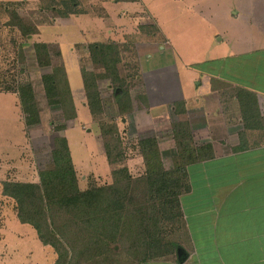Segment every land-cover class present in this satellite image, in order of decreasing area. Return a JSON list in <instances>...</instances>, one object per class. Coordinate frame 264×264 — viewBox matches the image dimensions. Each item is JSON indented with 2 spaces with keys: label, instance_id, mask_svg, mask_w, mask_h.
I'll return each mask as SVG.
<instances>
[{
  "label": "rangeland",
  "instance_id": "1",
  "mask_svg": "<svg viewBox=\"0 0 264 264\" xmlns=\"http://www.w3.org/2000/svg\"><path fill=\"white\" fill-rule=\"evenodd\" d=\"M118 1H129L126 2V8L139 9V12L134 11L128 13L129 15L119 12L122 18L112 25L102 26L101 23L93 22H101L97 17L107 14L108 10L104 6L107 7L109 2L112 4ZM49 2L50 0H0V88L6 84L31 82L41 116V124L31 131L45 136L40 143L36 142L47 151L46 154L41 152L42 154L36 157L32 150L25 148L21 153L22 163H15L7 168V172H25L27 177L21 174L14 177L18 180H37L36 172L51 163L50 148L53 146V138L57 133L62 134L54 128L59 125H65L67 128L64 133L71 143L79 175L77 177L82 187L92 182L107 184L111 179L112 166L108 163L102 144L103 138L106 144L104 134L108 136L110 157L113 160L120 159L122 155L124 158L128 157L124 162L130 175L139 174L142 171V160L134 151L136 143L150 136L156 137L158 141L170 138L172 123L178 121V118L188 117L187 113L183 116L180 111H175L173 102L159 106H152L150 103L147 108L143 107V95H148L151 91L157 95L162 92L159 85L163 87L170 84L173 78L172 71L166 72L167 66H163L169 63L168 58L171 56L163 50L162 53L155 51L154 48L165 45L168 40L167 43L175 54L177 52L183 63H186L185 67L196 69L206 66V61L215 55H222L219 48H223L226 55H229L233 50L243 49L244 46L247 50L253 48V44H264V0H77L75 9L80 13L69 14V17L87 16L88 18L84 17L86 23L80 26L72 23V20L64 19L50 8H45ZM6 5L16 11L18 19L4 10ZM229 7L236 9L237 17L227 15ZM150 13L162 23V37L155 22L148 18ZM20 18L25 25L28 22L33 23L35 32L29 36L22 35L17 28ZM88 19L92 22L88 23ZM260 22L262 27L254 24ZM212 29L216 30V33L221 30V34L217 33L215 37L211 33L209 36ZM221 36L222 40L218 41ZM110 41L119 46L120 61L116 65L122 85H119V82L113 83L111 78L104 76L110 70H107L103 63L94 62L87 47L93 42ZM252 41L255 43L252 44ZM35 42H45L49 45L52 53L50 65H38L33 48ZM253 52L251 55L256 59V63L263 64L264 51L261 54ZM61 64L66 67L72 88L77 89H74L73 97L78 108L76 119L67 120L60 105H49L45 97L41 76L52 72L53 66ZM158 64L162 65V72L157 69ZM181 66L176 65L179 76L181 74L183 83H186L189 81V70ZM59 85L62 86L59 93H63L64 83L60 81ZM120 86L130 95L133 106L131 111H119L115 91L120 89ZM95 88L99 93L101 108L92 117L87 108L85 91ZM171 88L165 87L164 90L171 95H177V89L174 87V93ZM229 92L234 93L230 88ZM1 94L2 92L0 145L6 146V153L18 156L19 148H22V143L24 145L26 140L27 129L23 123L25 114L22 111V119L19 105L15 103L16 96L12 98L10 95ZM158 99L157 95L156 100ZM163 100L165 99L162 98ZM195 111L197 112L191 110L189 115L195 116ZM9 138H15L17 142L22 139L21 146L20 143L17 144V151H14V145L9 149L10 144L5 141ZM193 141L195 144L201 142ZM170 153L175 155V149L163 154V164L167 169L172 167ZM180 216L175 215L168 219L166 214L162 213V218H159L156 234L159 235L160 242L157 247L163 254L156 259L176 258L178 255L177 249H181L184 239V226ZM131 241L133 242L132 239L125 240L115 252L108 253L109 256L105 255L106 257H99V262L95 264H135L137 260L135 250L130 246ZM59 247L61 249V246ZM183 255L181 249L178 257L183 258ZM57 258L54 247L43 244L32 226L19 221L15 202L2 194L0 181V264H53Z\"/></svg>",
  "mask_w": 264,
  "mask_h": 264
},
{
  "label": "trees",
  "instance_id": "2",
  "mask_svg": "<svg viewBox=\"0 0 264 264\" xmlns=\"http://www.w3.org/2000/svg\"><path fill=\"white\" fill-rule=\"evenodd\" d=\"M76 4L77 0H50L45 8L67 17L80 13L75 9ZM4 10L19 18L8 5ZM17 24L22 35L29 36L35 32L31 22L25 25L20 18ZM87 47L91 59L103 63L110 70L104 76L122 85L116 65L120 61L118 44L111 41L93 42ZM33 48L39 66L51 64L52 53L47 43L35 42ZM41 79L47 103L60 105L67 120L76 118L64 65L53 66L52 72L42 74ZM60 81L64 83L63 93H59V88H62ZM0 91L17 94L27 128L40 124V111L30 81L6 84ZM85 94L90 115L94 117L101 108L98 90L88 89ZM235 95L240 102L244 123L247 124L250 117L259 114L256 97L242 88H236ZM115 99L120 112L133 108L130 95L123 87L115 91ZM174 105L175 111L184 113L183 102H175ZM54 128L62 132L66 127L59 125ZM171 133L176 147L172 167H164L158 139L145 137L136 143L134 150L142 158V171L132 176L125 163L128 157L122 155L116 160L110 157L108 136L102 132L106 138L105 144L102 137L104 152L112 166V180L107 184L88 183L84 188L79 186L67 139L58 134L53 138L50 150L51 163L38 171V181H2V194L15 202L19 221L32 226L43 244L54 247L58 258L53 264H95L99 262V257L109 256L108 253L115 252L125 240L131 239L133 242L130 246L135 250L137 260L135 264L162 257L163 253L157 247L160 242L156 234L159 218H162V213L168 219L181 215L179 196L189 190L187 166L214 155L211 143H194L186 119L173 122Z\"/></svg>",
  "mask_w": 264,
  "mask_h": 264
},
{
  "label": "crops",
  "instance_id": "3",
  "mask_svg": "<svg viewBox=\"0 0 264 264\" xmlns=\"http://www.w3.org/2000/svg\"><path fill=\"white\" fill-rule=\"evenodd\" d=\"M126 2L129 1H118L112 4L109 2L107 7L104 6L108 10L106 11L107 14L97 17L101 22L96 20L93 22L101 23L102 26L112 25L113 22L117 23L122 18L119 12L124 15L134 11L139 12V9L126 8ZM230 14L237 17L235 16L237 14L236 9L229 7L227 15L230 16ZM84 17L87 16L71 15L70 17H64V19L72 20V23H77L80 26L84 22L86 23ZM148 18L155 22L162 37V23L158 19L156 20L151 13L148 14ZM90 22L92 21L88 19V23ZM254 24L261 26V22L260 24ZM212 31L213 29L209 36L211 33L215 37L217 33L221 34V30L217 33L216 30ZM103 32L102 29L101 33ZM217 40L221 41L222 36ZM166 43L163 46L158 45L154 49L158 52L163 50L165 54L171 56V58H168L169 63L167 62L163 66H167H165L166 72L171 73L172 71L173 78L170 80V84L163 87L159 85L162 92L157 95L161 101L156 100L157 95H154L151 91L153 96L151 93L144 95L146 106L143 107L147 108L150 103L152 106L155 104L159 106L168 102H171V104L172 102H183L184 113H187L188 117L178 119H187L193 140L201 141L199 144L211 143L214 155L212 158L194 162L187 166L189 190L179 196L180 217L184 226V239L181 242L183 258L177 255L176 258L151 259L138 264H264V63L257 64L256 59H253L254 57L251 55V53H254L253 51L261 54L264 51V44L255 46L257 44L254 45L255 42L252 41L253 48L245 50L244 46L243 49L233 50L229 55H226L223 48H219V53L223 54L215 55L206 61V66L188 69L179 54L177 52L175 54L172 47ZM177 64L189 70L187 77L191 82L183 83L181 74L179 76V70H177L178 67H176ZM161 66L158 64L156 67L162 72ZM78 70L80 72V69ZM198 76L201 81H197ZM67 77L70 84L68 74ZM185 84L188 86L186 87ZM165 87H172V91L175 87L178 91L177 95L167 93L164 90ZM70 88L74 97L77 89L74 88V91L71 84ZM80 88L82 89V87ZM229 88L234 93L230 94ZM236 88L246 89L256 97L259 114L250 117L247 124L244 123L240 102L235 95ZM176 89L173 91L174 93ZM0 92H2L1 95H10L12 98H14L13 96L17 97V94L13 91ZM162 98L165 100L162 101ZM15 103L19 105L20 117L23 119L18 97L17 102L15 99ZM75 109L77 117L78 108L76 104ZM191 110H197L195 116L189 115ZM33 128L35 127L27 128L25 126L27 130L24 145L21 142L22 139H20V142H17L15 138L5 140L7 144H10L9 149L14 145V151H17V144L20 143L21 146L22 143L18 156L6 153V146L0 145L1 182L5 180L38 181V171L43 168L36 172L37 180H23L21 178L18 180L14 177L20 174L26 176L25 172H7L8 166L22 163L21 153L25 148L32 150L36 157L42 153L46 154L47 151H45L44 146L38 144L45 139V136L40 133L35 134V131H31ZM66 130L67 128L62 131L61 135H64L67 139L72 162L77 173L71 143L67 134L64 133ZM158 146L163 163L164 152L168 150L171 152L173 148L176 151L171 137L162 138L158 141ZM100 154L104 156L102 152ZM170 155L172 163V159L176 154L170 153ZM77 176H79L78 173ZM79 186L84 188L80 183Z\"/></svg>",
  "mask_w": 264,
  "mask_h": 264
},
{
  "label": "water",
  "instance_id": "4",
  "mask_svg": "<svg viewBox=\"0 0 264 264\" xmlns=\"http://www.w3.org/2000/svg\"><path fill=\"white\" fill-rule=\"evenodd\" d=\"M180 252H181V249L178 248V249H177V254H178V256L180 255Z\"/></svg>",
  "mask_w": 264,
  "mask_h": 264
}]
</instances>
